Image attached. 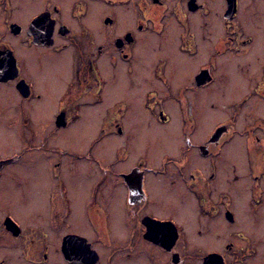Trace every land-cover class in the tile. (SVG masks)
<instances>
[{"label": "flooded vegetation", "instance_id": "1", "mask_svg": "<svg viewBox=\"0 0 264 264\" xmlns=\"http://www.w3.org/2000/svg\"><path fill=\"white\" fill-rule=\"evenodd\" d=\"M217 1L214 20L212 0H0V264H262L256 251L264 241L256 245L251 234L264 235V212L254 208L246 227L231 232L235 200L213 181L224 188L225 172L239 176L243 149L249 206L264 203V159L254 165L264 137L240 125L242 104L264 101V0ZM153 42L159 50L169 42L178 61L150 60ZM135 66L164 84L146 100L177 103L182 138L193 135L206 103L219 102L225 117L158 167L141 160L115 173L114 162L91 151L93 139L78 164L61 166L66 152L53 135L84 118L86 92L89 106L100 104L109 76L121 88ZM171 66L174 86L164 73ZM163 111L157 118L167 121ZM111 126L101 122L99 139L123 133L119 121ZM35 135L48 163L23 157ZM35 164L49 174L23 190L18 168ZM183 193L194 200L196 238L183 221Z\"/></svg>", "mask_w": 264, "mask_h": 264}, {"label": "rangeland", "instance_id": "2", "mask_svg": "<svg viewBox=\"0 0 264 264\" xmlns=\"http://www.w3.org/2000/svg\"><path fill=\"white\" fill-rule=\"evenodd\" d=\"M210 5L212 6V10L214 12L208 19L213 18L216 20L219 18V1L212 0ZM168 44L169 42L167 45L166 43L163 44L162 50L152 48V45L157 47V43L153 42L150 44V60L152 59L153 62H155L156 59H168L170 57L172 61L169 62L176 63L178 61L177 56L179 55L176 54L177 56H175V48L173 47L172 49H169ZM148 59L146 58V60ZM142 67L143 66H135L133 75H131L133 76L132 80L130 79V82L128 83L123 82L121 84V88L114 86L115 81H113V78L109 76L111 85L109 84L110 87L103 92L102 102L100 104L89 106L91 92L88 91L84 94L82 99L86 103V107L83 108L84 118L71 123L66 128H60L50 140L55 144H62L61 147L66 152V156L58 160L61 166L66 164L69 166L78 164L79 161L76 155L84 152L89 142L93 139L92 141H94V146L91 151L100 155L102 163L104 164L114 162L115 173L127 174V170L135 166L138 162H141V160L148 166L158 167L167 157L174 159L178 157V150L180 148L186 149L189 141H195L194 136L198 137V135L204 134L215 122L225 117V115L222 114L226 113V108L224 106L220 110H217L219 102L215 104L213 109L209 107V103H206L204 118H197V123L194 121L193 135L188 137L183 135L182 138L179 132L186 130L182 129L183 125L180 126L181 116L180 112L177 110V103L175 104V100L173 98L169 99V97L166 100L169 102H165L163 106H161L160 100H146L148 97L145 95L149 92V89L157 88L156 90L159 91L160 89H163L161 86L163 83L154 81L152 77V70L150 68L149 70H146L147 67L145 69H141ZM172 68L173 66L170 68L166 67V69H164V73L169 76V82H171L174 86L179 79V72L176 77V72L172 71ZM186 74L184 75L186 76ZM150 80H152V82H150ZM182 80L184 82L183 78ZM123 84L124 87H122ZM243 91L244 87L241 92ZM163 93L165 92H162L161 94L163 95ZM119 98H123V101L112 105V103ZM223 103L224 105H227V103ZM107 106L108 109L111 106L110 112L108 109L105 110ZM241 107L243 108L240 115V122H242L240 125L249 128L252 127L255 129L254 132H257V129H260L261 131H259L260 133L258 134L264 137V101L257 99L251 100L242 104ZM161 108L164 109V114L168 116L167 121H161L160 118H157V112ZM209 108L211 109L209 110ZM200 111H202V108L199 109V112ZM111 112L113 113L111 114ZM150 112H152V114H156L154 118L151 116ZM49 121L51 122V118ZM108 121H111L110 124H108ZM118 121L123 129V133L121 135L114 132L106 135V137L102 139H99L101 136V130L99 129L101 128V122L102 126L108 128L112 127L111 125H114V123H117ZM182 122L184 123V120H182ZM24 134L26 133L18 135V151H20V148L23 146V140L19 138V136L25 138L26 135ZM39 136L35 135L33 140L30 142L31 148L34 150L29 151V153L27 152L28 154H25L23 157L25 159H42V162L48 163L46 160L47 157L43 156L44 151L39 148V144L41 142ZM95 138H98L100 141ZM241 152V160L244 167L243 170L240 169L239 173H237L239 176L235 179V176L233 175L234 172H225V176L221 179L224 183V188L218 187L220 184H218V180L213 181L216 188L215 191L225 190L226 193H230L232 200H235L234 205L239 217L238 221L231 225V232L242 230V227H246L245 222L248 220L251 213L255 211L254 208H258L257 211H255L256 213H259L260 211L264 212L263 202L257 203L255 207L249 206L254 192L251 193V191H249L250 189L248 190V183H250V180L247 178L246 173L248 170L250 172V169H245V156L243 149ZM256 152L257 159L255 160L254 165L256 163L259 165L258 163L260 161L262 163V160L264 159L262 158L264 155V149L259 147ZM55 158L56 155H54V159ZM233 162L234 161L229 162L230 164H228L229 166L227 167L228 170L232 167ZM57 172L59 173V170ZM48 174L49 166L46 170V168L41 164H35L29 169L18 168V181H21L23 190H29L32 189V187H29L32 182L36 181L38 177ZM244 176L245 178L243 179ZM239 178L241 179L240 181L237 180ZM244 183H246V185H244ZM185 193L182 194V200L185 202H183V206L186 203L188 206L190 203H192V205L189 207L187 206V213H190V215H186L185 218L183 217V221L187 224V230L190 238H196V236L193 235V232L196 228H200V223H196L194 221L195 213L194 211L191 213L190 210L191 207H194V200L191 196L186 199L185 197L187 194ZM214 196L217 201L218 194H215ZM263 197L264 192L261 193V198ZM242 224L244 225L242 226ZM251 236L253 237V243L256 245H258V241H264V235L262 233L261 235L255 236L251 234ZM256 255V259L261 260V263L264 264V244H261L258 247Z\"/></svg>", "mask_w": 264, "mask_h": 264}, {"label": "bare ground", "instance_id": "3", "mask_svg": "<svg viewBox=\"0 0 264 264\" xmlns=\"http://www.w3.org/2000/svg\"><path fill=\"white\" fill-rule=\"evenodd\" d=\"M65 60H66V59L63 58L62 66H63L64 69L66 68V61H65ZM89 114H91V113H89ZM44 167H45V165H44ZM41 177H42V176H41Z\"/></svg>", "mask_w": 264, "mask_h": 264}, {"label": "water", "instance_id": "4", "mask_svg": "<svg viewBox=\"0 0 264 264\" xmlns=\"http://www.w3.org/2000/svg\"><path fill=\"white\" fill-rule=\"evenodd\" d=\"M58 123H60V121H58Z\"/></svg>", "mask_w": 264, "mask_h": 264}]
</instances>
